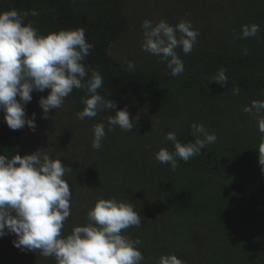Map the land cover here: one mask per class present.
I'll return each instance as SVG.
<instances>
[{
	"label": "trees",
	"instance_id": "trees-1",
	"mask_svg": "<svg viewBox=\"0 0 264 264\" xmlns=\"http://www.w3.org/2000/svg\"><path fill=\"white\" fill-rule=\"evenodd\" d=\"M177 1L174 12L191 14L202 26L198 41L204 39L190 54L182 51L185 71L173 77L166 64L143 63L141 52L142 22L158 23L161 13L173 16L172 8L163 7L172 3L169 0H0V12L37 10L39 16L29 15L25 22L34 21L42 35L83 28L86 41L94 46L83 63L102 75L99 94L114 101L117 110L127 108L130 115L142 111L160 120L158 126L148 120L134 137L119 127L106 131L102 147L91 148L82 159L65 148L68 158L75 157L63 164L75 172L70 205L76 203L77 210L63 230L67 235L75 226H86L96 202L115 198L132 204L142 217L140 228L122 230L140 239L142 264H158L160 256L168 254L184 264H264V171L258 150L264 134L257 123L264 113L244 111L253 100H264V0H232L234 19L222 29L214 24L219 12L214 0ZM251 24L260 26L257 35L237 38L242 26ZM128 61L135 63L134 72L128 71ZM221 67L227 69L228 84L210 83ZM234 86L240 89L238 95L232 92ZM85 95L74 89L65 98L69 110L53 113L63 131L55 140L77 143L79 155L86 146L81 134L87 121L104 123L106 130L107 118L115 111L78 119ZM27 106L29 118L35 113L36 124L45 123L40 111L31 113ZM3 117L0 111V154L11 158L33 153L39 136L31 145L29 128L11 130ZM194 122L203 123L217 141L187 163L177 158L174 171L170 164L158 163L155 155L161 148L174 151L165 135L175 132L182 143L193 142ZM14 239V234L0 238V264H13V256L17 264H52L51 257L17 249Z\"/></svg>",
	"mask_w": 264,
	"mask_h": 264
},
{
	"label": "clouds",
	"instance_id": "clouds-1",
	"mask_svg": "<svg viewBox=\"0 0 264 264\" xmlns=\"http://www.w3.org/2000/svg\"><path fill=\"white\" fill-rule=\"evenodd\" d=\"M39 16L35 9L20 12L16 9L0 12V111L11 130L27 126L35 131V113L29 118L26 106L33 99V92L49 94L41 96L39 107L43 119L50 118L51 110L60 109L74 89L85 91L83 111L77 118H95L101 112L115 110L107 118L108 132L116 127L130 132L134 118L127 108L117 110V104L105 99L98 89L103 86L99 71L86 66L83 61L94 47L86 41L83 28L60 30L42 35L25 22L27 17ZM142 50L155 55L165 63L170 75L179 76L185 65L177 53L182 49L190 54L198 43L199 31L191 21L181 20L171 25L165 20L153 23L145 19ZM258 24L243 25L237 38L255 37ZM247 53V49H245ZM129 72L135 71V63L127 62ZM91 72V76H89ZM227 69L221 67L211 77L210 83L228 84ZM87 78V79H86ZM234 95L240 89L234 86ZM246 113L260 116L264 113V100H253L244 108ZM258 129L264 134V116L258 121ZM194 142L182 143L175 132H168L165 140L171 141L174 151L161 148L155 155L158 163L170 164L174 171L177 158L188 162L202 154L208 145L217 141L215 133H209L203 123H192ZM92 148L99 150L106 137L104 123L93 127ZM259 164L264 171V142L259 147ZM71 167L61 159H52L39 150L21 156L0 154V238L14 234L13 245L23 252H37L45 258L54 257L56 264H142L144 255L137 247L139 238L133 240L122 230L142 226L141 215L130 203L115 198L100 199L87 213L89 223L75 226L70 234L62 235L64 222L71 214L72 190L64 177ZM158 264H184L175 254L160 256Z\"/></svg>",
	"mask_w": 264,
	"mask_h": 264
},
{
	"label": "rangeland",
	"instance_id": "rangeland-1",
	"mask_svg": "<svg viewBox=\"0 0 264 264\" xmlns=\"http://www.w3.org/2000/svg\"><path fill=\"white\" fill-rule=\"evenodd\" d=\"M132 1H134V0H130V2H132ZM169 1L172 3L164 4L163 7L172 8L171 12H172V14L174 13V15L171 17H165L161 13V17L158 19L159 21L165 20L169 24L174 26V25L178 24L181 20H188V21L192 22V25L195 29H197L199 32L202 31V26L198 24V21L193 16H191V14H189L188 12H182V11H180V12L178 11L179 13L174 12V10L176 8V4L179 3L177 0H169ZM214 3L219 8L218 9L219 12L215 16L217 22L214 24H216V25L220 24V27L222 29L223 27L227 26L234 19L236 5L232 0H214ZM174 6H175V8H174ZM176 9L178 10V7ZM225 19L228 22H225ZM153 23L155 24L156 20H153ZM140 36H142V35H140ZM201 39H204V38H201ZM201 39H200V41H198V43L194 47H196L198 44H200V42H203ZM122 51L126 52L127 49H122ZM176 51H177L178 55H180L182 53V49H180V48H178ZM141 52L143 54V63L147 64L149 62H157L156 65H159V64L164 65L165 64V63L159 62V58L157 56L149 54V53L143 51L142 49H141ZM114 56L116 57V51L114 52ZM119 56L122 57L123 55H119ZM49 92H50V89H46L44 92H33L32 93L33 99L31 102L28 103L27 110H29L32 113V111H35V109H36L37 111H40L43 114V110L39 107V100H40L41 96L46 97L49 94ZM63 108H65L66 111L69 110L66 100L64 101V104L60 109L51 110L50 118L45 119V123H42V122L37 123L35 131L29 129L30 130L29 136L31 137V145H32V138L33 137H36V135H38L40 138L38 144H37L38 141L35 140L37 146H35V150L33 149V152L39 150L42 153H47L52 159H61V162L65 163L66 160L70 159V158L73 159V158L77 157V159H78L80 156V159H82L83 156L85 154H87L88 151L92 148L91 145H92V142L94 139V133H93L94 124L91 121H87L86 125L82 129L81 138H84L86 140V146L84 145L83 154L79 155L81 150L79 152H78V150H76V144L77 143L70 142L69 140H62V139H61L62 141L55 140V139H59L60 138L59 136H62V134H60V133H62L63 131L60 129L61 128L60 124L55 119V116L53 113L55 111H60ZM30 116H32V114ZM131 117L134 118L133 122H134L135 127H134L133 131H130V132L124 131L126 133H129L130 137H134V135H136V133L139 131L140 127H142V126L145 127L146 122L148 120L153 122L156 126H158L160 123L159 119H153L151 117V115H149L148 113L142 112V111L137 112L136 114H132ZM89 123H91V124H89ZM88 124L92 125V126H88ZM146 127H148V126H146ZM150 127L153 128L150 131L152 133H154L155 132L154 129H156L155 126L153 124H151ZM106 131H107V129H106ZM44 137L45 138L48 137V139H44ZM192 141L193 142L195 141L194 136H192ZM68 147H71V149L69 151L70 153L77 154L78 156L74 155L75 157L72 156V157L68 158L66 156V153H64L66 150L65 148H68ZM77 147H78V145H77ZM89 156H90V154H89ZM67 166H69V165H67ZM74 173L75 172H74L73 168H71V171L66 173V175L64 177V179L67 182H69L70 187L73 186L72 182L74 180ZM84 189H86V188H84ZM86 190H88V189H86ZM72 192L74 193V192H76V190L74 189V190H72ZM84 192L85 191H82L81 193H84ZM74 210H77V204L76 203L73 204V207H71L72 214H74ZM80 211H81V209H80ZM69 226H70V224H69ZM71 229H73V228H71ZM62 235H65L64 230L62 232ZM4 249L2 250L3 252L5 251ZM51 258L53 259L52 264H56L55 258L54 257H51ZM16 260H17V258L15 259L13 256V262L14 263H16ZM42 264H44V263H42Z\"/></svg>",
	"mask_w": 264,
	"mask_h": 264
}]
</instances>
